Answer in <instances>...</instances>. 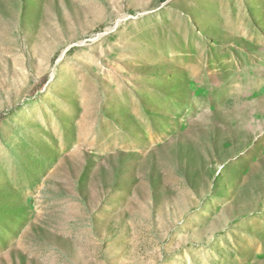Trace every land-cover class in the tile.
<instances>
[{"label": "rangeland", "instance_id": "obj_1", "mask_svg": "<svg viewBox=\"0 0 264 264\" xmlns=\"http://www.w3.org/2000/svg\"><path fill=\"white\" fill-rule=\"evenodd\" d=\"M0 264H264V0H0Z\"/></svg>", "mask_w": 264, "mask_h": 264}]
</instances>
